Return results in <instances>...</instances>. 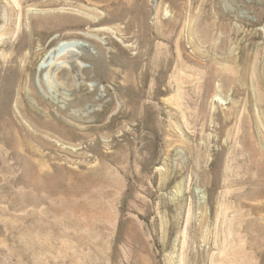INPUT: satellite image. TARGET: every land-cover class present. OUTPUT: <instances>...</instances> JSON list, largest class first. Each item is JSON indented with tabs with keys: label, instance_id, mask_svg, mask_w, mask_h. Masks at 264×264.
<instances>
[{
	"label": "rangeland",
	"instance_id": "374dc122",
	"mask_svg": "<svg viewBox=\"0 0 264 264\" xmlns=\"http://www.w3.org/2000/svg\"><path fill=\"white\" fill-rule=\"evenodd\" d=\"M262 98L264 0H0V264H264Z\"/></svg>",
	"mask_w": 264,
	"mask_h": 264
},
{
	"label": "bare ground",
	"instance_id": "6f19581e",
	"mask_svg": "<svg viewBox=\"0 0 264 264\" xmlns=\"http://www.w3.org/2000/svg\"><path fill=\"white\" fill-rule=\"evenodd\" d=\"M197 30V29H196ZM195 27L193 26V27H191V33L192 34H194V33H196L195 31ZM197 35H198V37H199V39L200 40H206L207 39V35H206V33L205 32H203V31H201V32H198V30H197ZM203 42V41H202ZM75 45H77L76 43H74ZM71 46V45H70ZM73 46V45H72ZM247 66H249V65H245V68L243 69V71H240L238 74H237V76L240 78V79H242L243 80V78L246 76V75H248L250 72H252V70L253 69H251L250 67L248 68ZM24 69V68H23ZM261 101H262V103H263V105H264V98H262L261 99ZM264 107V106H263ZM56 129V131H58V132H61L62 130H60V128H55ZM247 143V142H246ZM249 151H250V153H251V155H252V157H253V160H252V165H251V169H255L256 170V172L257 173H259V174H262L263 176H264V159H262L261 157H258V154H256L255 153V151L252 149V148H249ZM262 155V154H261ZM236 160V159H235ZM239 162V161H238ZM238 162L237 163H234L233 165H234V167L237 169L238 168ZM249 164V163H248ZM39 165V164H38ZM46 169V168H45ZM26 170H27V172H29V173H31L32 175H33V179L37 182L39 179H40V177H41V174H42V172H43V169H42V167H37L35 164H33L31 161H28V160H26ZM248 171V170H247ZM257 175V174H256ZM260 177V176H259ZM263 178V177H262ZM238 179L237 178H235L234 180H232V181H237ZM40 181V180H39ZM262 181V180H261ZM239 182V181H238ZM237 182V183H238ZM230 183V182H229ZM262 186V185H261ZM261 189V188H260ZM256 190V189H255ZM258 190H259V188H258ZM260 191V190H259ZM257 192V191H256ZM252 196H253V194H252ZM256 196H259V198H261V197H264V190H262V191H260V192H258L257 194H256ZM255 196V197H256ZM254 197V198H255ZM228 198H230V199H238L237 198V194L236 193H234V192H232L231 194H230V196L229 197H227V196H223L222 197V199H228ZM258 198V197H257ZM230 208L231 209H233V212H234V214H233V216H232V218H231V220L229 221V226H231V237H230V239H231V241L233 242V238L232 237H235L234 236V233H235V230H234V226H235V221L238 219V213L237 212H235L234 211V208H235V206H233V205H231L230 206ZM227 214H226V211H225V208L224 207H222V210H221V213H220V222H221V226H222V228H223V232H224V229H225V226H226V224H227ZM230 233V232H229ZM225 237H227V236H225ZM224 237V238H225ZM236 239V238H235ZM232 245H233V243H232ZM236 246V245H235ZM234 246V247H235ZM233 247V246H232ZM235 249V248H234ZM223 251H224V249H223Z\"/></svg>",
	"mask_w": 264,
	"mask_h": 264
}]
</instances>
